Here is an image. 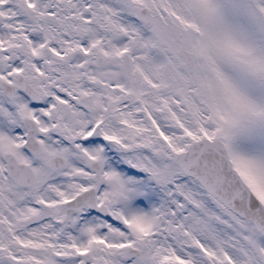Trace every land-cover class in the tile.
<instances>
[{
    "label": "snow or ice",
    "instance_id": "6c2138e0",
    "mask_svg": "<svg viewBox=\"0 0 264 264\" xmlns=\"http://www.w3.org/2000/svg\"><path fill=\"white\" fill-rule=\"evenodd\" d=\"M0 264H264V0H0Z\"/></svg>",
    "mask_w": 264,
    "mask_h": 264
}]
</instances>
